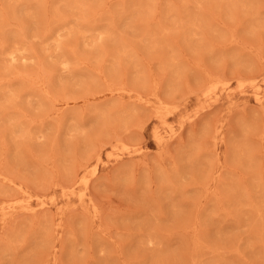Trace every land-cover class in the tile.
Wrapping results in <instances>:
<instances>
[{"label": "rangeland", "instance_id": "rangeland-1", "mask_svg": "<svg viewBox=\"0 0 264 264\" xmlns=\"http://www.w3.org/2000/svg\"><path fill=\"white\" fill-rule=\"evenodd\" d=\"M0 264H264V0H0Z\"/></svg>", "mask_w": 264, "mask_h": 264}, {"label": "bare ground", "instance_id": "bare-ground-1", "mask_svg": "<svg viewBox=\"0 0 264 264\" xmlns=\"http://www.w3.org/2000/svg\"><path fill=\"white\" fill-rule=\"evenodd\" d=\"M217 80V79H216ZM251 80V79H250ZM249 81V80H248ZM253 81H255V80H253ZM225 84H227V83H225ZM224 84V85H225ZM239 84V83H238ZM218 85H219V82H217V81H213V80H207V82L205 83V85L203 86V88H202V92H203V95H204V97H205V99H207V100H209V99H212L214 96H216V89L218 88ZM222 85V84H221ZM224 85H222L223 87H224ZM238 86V85H237ZM236 86V87H237ZM241 86V85H240ZM239 87V86H238ZM257 87H258V85H257ZM259 88V87H258ZM253 89V88H252ZM257 89V88H256ZM109 90V89H108ZM257 90H259V89H257ZM256 90V91H257ZM119 91V90H118ZM221 91V90H220ZM117 92V91H116ZM122 92V91H121ZM242 93V92H241ZM257 93H259V91L257 92ZM254 94V93H253ZM227 95V94H226ZM254 95H256V94H254ZM119 96V95H118ZM253 97H255V96H253ZM119 98V97H118ZM136 98V97H135ZM257 99H258V96L256 97ZM256 99V100H257ZM121 101V100H120ZM232 101V100H231ZM206 102V101H205ZM127 103V102H126ZM132 104V103H131ZM206 104V103H205ZM230 104V103H229ZM166 105H168V104H166ZM169 106V105H168ZM242 106V105H241ZM261 107V106H260ZM152 109V108H151ZM227 109V108H226ZM230 110V109H229ZM221 113V112H220ZM228 113V112H227ZM195 115V114H194ZM196 116V115H195ZM163 119V118H162ZM159 120V119H158ZM160 121V120H159ZM189 121V120H188ZM164 124V123H163ZM221 125V124H220ZM220 125H219V127H220ZM166 126V125H165ZM169 126V125H168ZM219 127H218V129H219ZM169 128V127H168ZM221 128V127H220ZM218 131V130H217ZM216 131V132H217ZM155 133V132H154ZM222 135V133L219 135V137ZM160 139V138H159ZM220 140V139H219ZM219 144V143H218ZM123 145H125V144H123ZM139 151V150H138ZM137 152V151H136ZM132 153V152H131ZM108 155V154H107ZM99 158V157H98ZM100 159V158H99ZM98 159V160H99ZM102 162H104V161H102ZM101 162V163H102ZM100 163V164H101ZM104 164H105V162H104ZM79 178H81V177H79ZM1 179H3V178H1ZM82 180L84 179V178H81ZM81 179H79L80 181H82ZM86 179V178H85ZM8 180V179H7ZM9 182H11V181H9ZM79 182V181H78ZM82 182H84L85 183V181L83 180ZM87 182V181H86ZM76 184V183H75ZM84 187H85V184H82ZM69 191V190H68ZM77 191V190H76ZM79 191V190H78ZM69 192H73V191H69ZM79 193L81 194V192L79 191ZM79 193H76V194H79ZM83 193V192H82ZM72 195V194H71ZM78 196V195H77ZM63 210V209H62Z\"/></svg>", "mask_w": 264, "mask_h": 264}]
</instances>
